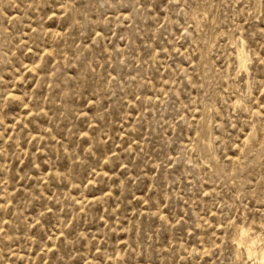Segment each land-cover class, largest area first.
<instances>
[{"label": "rangeland", "instance_id": "rangeland-1", "mask_svg": "<svg viewBox=\"0 0 264 264\" xmlns=\"http://www.w3.org/2000/svg\"><path fill=\"white\" fill-rule=\"evenodd\" d=\"M262 249L264 0H0V264Z\"/></svg>", "mask_w": 264, "mask_h": 264}, {"label": "bare ground", "instance_id": "bare-ground-1", "mask_svg": "<svg viewBox=\"0 0 264 264\" xmlns=\"http://www.w3.org/2000/svg\"><path fill=\"white\" fill-rule=\"evenodd\" d=\"M240 53V52H239ZM237 56H239V55H237ZM242 56V55H241ZM246 60V59H245ZM241 65V64H240ZM245 65V64H244ZM244 68H245V66H244ZM239 226H241V225H239ZM245 227H246V225H245ZM243 228V229H245V231H246V228ZM240 228V227H239ZM250 229V228H249ZM243 232V231H242ZM239 233V232H238ZM245 233H247V232H245ZM245 235V234H244ZM239 236V235H238ZM240 236H242V235H240ZM236 237V236H235ZM238 238V237H237ZM240 238V237H239ZM242 238V237H241ZM237 240H239V239H237ZM256 240V239H255ZM258 241V240H257ZM237 242H239V241H237ZM235 243V242H234ZM260 243V242H259ZM237 245V244H236ZM238 245H240V244H238ZM255 245V244H254ZM243 246V245H242ZM253 246V245H252ZM237 248V247H236ZM241 248V247H240ZM244 248V247H243ZM250 248V247H249ZM253 250V249H252ZM263 250V249H262ZM247 251V250H246ZM245 251V252H246ZM250 251V250H249ZM254 251V250H253ZM255 252V251H254ZM261 253H263V255H262V257L260 258L261 260H262V262L261 263H263L264 264V250H263V252H261ZM248 254V253H247ZM248 257H251V256H248ZM253 259V258H252ZM251 259V260H252ZM256 260V259H255ZM258 260H259V258H258ZM252 261H254V259L252 260ZM256 263V262H255Z\"/></svg>", "mask_w": 264, "mask_h": 264}]
</instances>
